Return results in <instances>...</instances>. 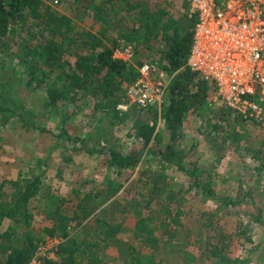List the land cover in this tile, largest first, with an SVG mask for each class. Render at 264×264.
<instances>
[{
    "label": "rangeland",
    "instance_id": "374dc122",
    "mask_svg": "<svg viewBox=\"0 0 264 264\" xmlns=\"http://www.w3.org/2000/svg\"><path fill=\"white\" fill-rule=\"evenodd\" d=\"M39 1L61 14L70 16L79 30L98 36L95 31L100 24L94 26L92 19L74 11L72 6L78 5L75 0ZM157 1L173 19L185 16L188 8L186 0ZM37 21L29 18L31 23ZM10 36L12 38L0 43V81L7 85L12 84L13 90H16L22 85L23 81L20 80L25 76L15 53L20 49L21 55L29 59V56L25 55L26 51L21 52V47L34 46L38 39L37 36L29 38L15 23ZM45 37L52 39L49 34H45ZM90 37L92 36H85L83 42L92 48ZM108 37L118 39L120 46L132 47L135 58L127 65L129 70L137 73L139 77V67L145 63L152 64L156 70L148 76L149 81L167 86L171 76L157 64V48H162V42L153 43L152 51L146 42L125 41L122 34L116 31H110ZM102 47H109V40L102 39ZM70 49L75 50L74 47ZM67 54L68 59L74 57L68 52ZM132 84L126 88L124 96L120 99V104L126 105L127 108L125 111L116 108L118 117L113 123L100 111L93 110L90 96L80 97L78 108L74 109V104L62 109L66 115L70 114L65 126L69 134L84 140L77 142L78 149L92 146V135L98 125L102 127L100 138L104 140L99 141L98 146H116L122 152L138 147L135 128L141 123L155 124L156 131L163 138V145L167 143L168 133L164 128L162 113V108L168 103L167 93L162 96L160 104L142 110L129 98V88ZM8 90L9 93L12 92L11 89ZM45 97V89L42 87L29 101L25 100L26 108L41 116ZM58 112L51 113L40 124L53 130L56 125L59 126ZM2 119L3 115L0 113V183L40 176L44 198L38 196L29 201L31 221L18 225L6 221L0 231L14 226L20 235L30 232L36 238L37 248L49 237L43 234V229L50 224L49 216L55 203L59 204L61 212L68 217L73 215L81 202L98 212L101 208H98L93 197L99 195V191L104 189L105 181L109 179L117 182L121 188L103 206L106 212L101 213L100 220L111 232L114 231V234L105 245L99 243L95 250L92 247L95 235L92 224L96 227L95 222L87 218L79 224L70 225L67 232L70 239L77 241V264H222L216 258L204 257L206 241L212 235L220 233L229 235L228 257L239 258L243 264H264V121L258 123L243 120L227 108L216 106L210 96L198 111L186 116L184 138L179 147L185 152L189 151L187 161H197L199 167L209 174L211 187L217 195L212 199L192 187L181 172L173 167L161 165L156 159L145 157L136 167L123 170L117 175L114 170L107 169L105 153L92 156L78 150L68 156L60 146L61 143L50 134L26 129L16 118H11L5 125L2 124ZM215 137H220L218 142L227 137L220 153L211 147L210 140ZM146 168L160 174L170 189L179 192L177 201L170 204L172 214L179 215V227L170 226L169 229H164L161 226L162 210L154 203L145 206L141 194L146 192L142 185L135 183L132 186L138 179V174ZM239 186H242L244 191L250 190L252 199L237 206H224L221 199H235ZM258 210H261L262 224L250 218V215ZM209 214H212L213 218L212 227L208 230L201 224L207 223L206 216ZM140 226L142 239H137L136 229ZM61 238L63 243L65 239ZM200 238L202 243L197 241ZM247 238H250V241ZM152 239L157 242L153 244ZM54 261L44 258L42 264H52Z\"/></svg>",
    "mask_w": 264,
    "mask_h": 264
},
{
    "label": "trees",
    "instance_id": "16d2710c",
    "mask_svg": "<svg viewBox=\"0 0 264 264\" xmlns=\"http://www.w3.org/2000/svg\"><path fill=\"white\" fill-rule=\"evenodd\" d=\"M75 2L78 5L72 6L74 11L92 19L94 26L100 24V29H96L95 32L97 37L109 40V47L101 48V45H95L94 42L92 48L87 47L83 38L92 36L90 38L94 39L95 35L79 30L70 16L51 9L39 0H0V43L12 38L10 33L14 23L21 32H26L29 38L37 36L38 39L34 46L21 47V52L26 51L25 55H28L29 59L21 55L20 49L15 53L25 76L20 80L23 81L22 85L13 90L12 84L7 85L0 81L2 124L5 125L11 118H16L26 129L48 133L59 144L61 143L60 146L68 156L78 150L92 156L105 153L107 169L114 170L117 175L123 170L136 167L145 157L156 159L161 165L173 167L185 175L192 187L201 194L215 199L217 195L211 187L207 171L199 167L197 161H187L189 151L185 152L179 147L184 138L186 116L198 111L209 98L208 85L191 72L186 64L192 38V20L187 18L186 13L185 16L181 15L176 19L169 17V13L159 6L157 0H75ZM29 18L38 21L31 23ZM94 26L92 28H95ZM110 31L121 33L123 39L128 42H146L152 51L153 43L163 44L162 48H157L159 54L157 64L171 76L165 91L168 103L162 108L164 128L168 133V141L164 145L155 124L141 123L135 128L139 146L129 151H119L116 146H98L99 141H104L100 138L101 125L96 127L92 135V146L78 149L77 142L84 140L72 137L65 127L70 114L66 115L62 109L74 104H76L74 109L78 108L79 98L83 96L92 98L94 111H100L110 118L111 123L116 121L118 117L116 108L122 103L120 99L124 96L126 88L138 78L137 73L129 70L125 62L113 57V51L121 46L118 39L108 37ZM45 34L51 35L52 39L46 38ZM71 47L75 50L71 51ZM67 52L74 57L68 59ZM6 86L12 92L9 93L10 90L6 89ZM42 87L45 89L46 97L42 103L43 113L40 116L26 108L25 100L29 101ZM56 112L59 126L56 125L51 130L40 124L48 118L47 116ZM233 136L235 139V135ZM218 138L220 137L212 138L210 142L211 147L220 153L227 137H223L220 142L217 141ZM138 176L132 186L135 183L142 185L146 193L141 194V199L145 206L154 203L162 210L161 226L164 229H169L170 226L179 227V215L170 211V204L177 201L179 192L170 189L163 177L152 169H143ZM58 178L61 179L59 174ZM41 185L40 176L0 183V228L6 221L14 225L31 221L32 215L28 210V204L31 199L38 196L44 198ZM120 188L121 186L113 180L105 181L104 189L99 191L97 197H93L98 208H101L98 212L81 202L73 215L68 217L61 212L58 203L54 204L49 216L50 224L43 229V234L49 237L59 235L65 241L60 245L57 260L52 264H77V241L70 239L67 232L73 223L79 224L87 218L95 222L96 227L92 224V230L95 229L92 247L95 250L99 243L105 245L108 242L114 231L111 232L100 220V215L106 212L103 206ZM250 195V190L244 191L242 186H239L235 199L224 197L221 200L226 207L237 206L252 199ZM260 214L261 210H258L250 215L251 220L262 224ZM212 218V214L207 215V223L201 226L211 229ZM136 230V238L142 239L141 226ZM228 238L229 235L225 233L209 237L205 244L204 257L216 258L222 264H243L239 258L228 257ZM35 240L30 232L18 234L14 226L0 231V264H27L35 252ZM247 240L250 241V238ZM197 241L202 243V238ZM151 242L155 244L157 240L152 239Z\"/></svg>",
    "mask_w": 264,
    "mask_h": 264
},
{
    "label": "built area",
    "instance_id": "2783aa9c",
    "mask_svg": "<svg viewBox=\"0 0 264 264\" xmlns=\"http://www.w3.org/2000/svg\"><path fill=\"white\" fill-rule=\"evenodd\" d=\"M186 1V16L193 22L187 67L208 85L216 106L243 120L264 121V0ZM113 57L130 62L135 58L130 46L119 47ZM155 70L154 65L143 64L129 88L130 100L142 110L160 104L166 91L162 83L149 81ZM126 108L117 106L121 111ZM62 241L47 237L27 264L56 260Z\"/></svg>",
    "mask_w": 264,
    "mask_h": 264
},
{
    "label": "crops",
    "instance_id": "0c3cea01",
    "mask_svg": "<svg viewBox=\"0 0 264 264\" xmlns=\"http://www.w3.org/2000/svg\"><path fill=\"white\" fill-rule=\"evenodd\" d=\"M96 43L95 45H102V39H100L99 37H97L96 35H95V38L94 39H92V43ZM120 60V59H119ZM121 61H123V60H121ZM123 62H125L127 65H129L130 64V61H123ZM131 70V69H130ZM54 236H51V238H53Z\"/></svg>",
    "mask_w": 264,
    "mask_h": 264
}]
</instances>
